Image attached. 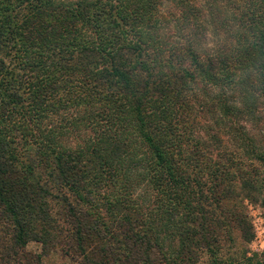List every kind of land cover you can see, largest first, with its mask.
I'll return each instance as SVG.
<instances>
[{"label": "trees", "instance_id": "trees-1", "mask_svg": "<svg viewBox=\"0 0 264 264\" xmlns=\"http://www.w3.org/2000/svg\"><path fill=\"white\" fill-rule=\"evenodd\" d=\"M226 1L0 0V264H195L249 232L264 0Z\"/></svg>", "mask_w": 264, "mask_h": 264}, {"label": "rangeland", "instance_id": "rangeland-1", "mask_svg": "<svg viewBox=\"0 0 264 264\" xmlns=\"http://www.w3.org/2000/svg\"><path fill=\"white\" fill-rule=\"evenodd\" d=\"M238 1L244 4L247 0ZM228 3L224 0V4L227 5ZM214 42L217 43L216 40ZM260 102V105L263 107L264 100ZM254 118L255 115L245 118V124L248 131L256 138L259 148L264 149V118ZM257 119L260 120L257 121ZM258 167L264 172L262 162H258ZM257 186L258 190L253 192L252 198L247 199L243 196L240 199L242 205L241 211L247 215L246 219L249 222V225L247 224L245 229H250L249 232L243 234L238 228L232 229L230 231L233 237L232 240L228 242L223 241L216 249L205 250L195 264H264V177L259 179ZM245 234L246 236L253 235V240L251 242L246 241L244 239ZM30 249L37 251L39 250V246L33 243L30 245ZM42 264L72 263L59 254H53L44 257Z\"/></svg>", "mask_w": 264, "mask_h": 264}, {"label": "crops", "instance_id": "crops-1", "mask_svg": "<svg viewBox=\"0 0 264 264\" xmlns=\"http://www.w3.org/2000/svg\"><path fill=\"white\" fill-rule=\"evenodd\" d=\"M38 251V250H37Z\"/></svg>", "mask_w": 264, "mask_h": 264}]
</instances>
